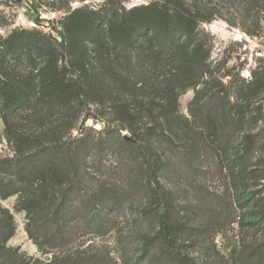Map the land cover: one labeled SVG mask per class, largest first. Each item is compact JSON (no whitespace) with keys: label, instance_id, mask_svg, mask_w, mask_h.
I'll return each instance as SVG.
<instances>
[{"label":"trees","instance_id":"trees-1","mask_svg":"<svg viewBox=\"0 0 264 264\" xmlns=\"http://www.w3.org/2000/svg\"><path fill=\"white\" fill-rule=\"evenodd\" d=\"M204 22L203 11L181 0H163L105 14L76 8L60 22L59 38L37 28H16L0 37V144L9 150L0 151V264H56L55 250L65 245L58 224L71 214L73 193L90 199L83 202V214L89 223L101 225L105 200L99 190L84 186L81 140L73 138L79 125L98 120L93 111L109 110L115 128L130 134L127 145L138 159L154 164L153 176L160 170L154 159L159 138L169 141L171 132H181L211 147L215 143L178 117V98L187 90L196 89L191 106L196 105L198 115H192L212 137L223 139L228 123L237 130L243 126L246 102L264 93V71L248 83L226 85V75L216 80L210 46L200 31ZM142 39L150 61L138 58L127 68L126 59ZM164 85L165 97L159 99L158 87ZM157 100L164 105L154 116ZM143 113L152 116L146 123ZM103 126V133L112 136L111 125L103 121ZM13 196L16 210L29 220L30 239L43 256L52 255L49 262L8 246L16 224L2 202ZM43 214L49 224L44 231ZM260 220L264 225V211Z\"/></svg>","mask_w":264,"mask_h":264},{"label":"rangeland","instance_id":"rangeland-1","mask_svg":"<svg viewBox=\"0 0 264 264\" xmlns=\"http://www.w3.org/2000/svg\"><path fill=\"white\" fill-rule=\"evenodd\" d=\"M162 1L0 0V37L16 28H37L59 38L60 22L76 8L102 9L105 14ZM181 1L193 11H203L208 20L200 31L210 46L216 80L226 75V85L248 83L264 71V0ZM138 45L126 59L127 68L149 56L148 43L142 39ZM165 89L158 87L159 99ZM195 94L196 89H189L179 96L177 115L215 143L211 147L197 135L181 132H171L169 141L159 138L154 159L160 170L154 176V164L138 159L127 145L130 134L115 128L109 110L93 111L98 120L78 126L73 138L81 140L77 146L83 183L100 191L105 209L101 225L89 223L83 213L90 199L73 193L70 221L58 224L65 245L55 250L56 264H264V93L246 102L243 126L237 130L228 123L221 140L193 117ZM147 99L153 101V96ZM154 104L156 116L164 103ZM140 117L146 123L152 116ZM103 121L111 125L112 136L103 133ZM245 140L254 142L248 145ZM0 151L9 152L6 143L0 144ZM2 205L16 224L8 246L49 262L52 255L43 256L27 233L29 220L16 210L17 197ZM47 220L44 214L40 218L43 231Z\"/></svg>","mask_w":264,"mask_h":264}]
</instances>
